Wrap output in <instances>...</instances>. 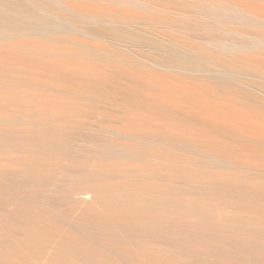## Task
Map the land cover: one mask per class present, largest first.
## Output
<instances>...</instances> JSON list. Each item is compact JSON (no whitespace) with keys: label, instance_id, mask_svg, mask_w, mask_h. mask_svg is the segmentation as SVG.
I'll return each mask as SVG.
<instances>
[{"label":"bare ground","instance_id":"6f19581e","mask_svg":"<svg viewBox=\"0 0 264 264\" xmlns=\"http://www.w3.org/2000/svg\"><path fill=\"white\" fill-rule=\"evenodd\" d=\"M0 264H264V0H0Z\"/></svg>","mask_w":264,"mask_h":264}]
</instances>
